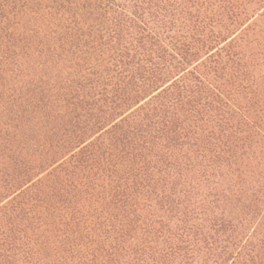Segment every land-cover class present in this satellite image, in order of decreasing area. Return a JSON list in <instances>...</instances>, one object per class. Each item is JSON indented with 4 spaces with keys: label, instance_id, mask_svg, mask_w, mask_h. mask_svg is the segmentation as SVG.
Instances as JSON below:
<instances>
[{
    "label": "trees",
    "instance_id": "obj_1",
    "mask_svg": "<svg viewBox=\"0 0 264 264\" xmlns=\"http://www.w3.org/2000/svg\"><path fill=\"white\" fill-rule=\"evenodd\" d=\"M0 264H264V0H0Z\"/></svg>",
    "mask_w": 264,
    "mask_h": 264
}]
</instances>
